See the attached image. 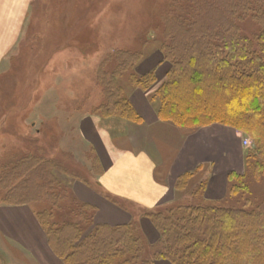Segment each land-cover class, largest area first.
<instances>
[{"label":"rangeland","instance_id":"1","mask_svg":"<svg viewBox=\"0 0 264 264\" xmlns=\"http://www.w3.org/2000/svg\"><path fill=\"white\" fill-rule=\"evenodd\" d=\"M262 14L264 0H35L23 40L0 70V205L28 203L50 232L61 230L60 236L70 237L72 229H62L72 226L78 244L88 237L92 247L108 244L104 264L147 260L150 254L143 251L112 258L116 249L137 248L139 241L133 243V236L148 242L136 228L130 233L113 227L95 231L94 210L74 192L76 181L93 183L101 172L97 157L81 139L80 119L94 114L106 121L138 123L124 117L121 102L130 100V92L138 86L134 80L142 77L138 62L156 51L164 55L163 49L172 47L175 37H184L178 19L215 30L225 19L230 33L253 40L259 49ZM164 59L171 69V60ZM158 76L145 89L156 98L168 78L160 84ZM101 106L109 116L103 117ZM241 133L242 178L232 180L223 200L206 204L256 213L264 204V156L250 133ZM146 136L140 130L136 138L143 142ZM204 179L203 169L180 191L196 194ZM197 202V197L195 202L184 198L174 206L186 209ZM183 212L175 209L173 214ZM132 225L137 227V222ZM0 264L32 263L0 238Z\"/></svg>","mask_w":264,"mask_h":264},{"label":"trees","instance_id":"2","mask_svg":"<svg viewBox=\"0 0 264 264\" xmlns=\"http://www.w3.org/2000/svg\"><path fill=\"white\" fill-rule=\"evenodd\" d=\"M199 14L201 8L197 9L196 18ZM225 21L218 23L215 30L201 28L198 21L193 27L194 21L178 19L177 26L184 32V37H175L172 47L163 49L164 57L171 60L172 67L167 73V81L157 91L158 99L151 98L159 102L161 120L191 128L213 123L234 127L250 133L259 146V153L264 156V30L259 38V49H255L253 40L230 33ZM227 24L233 22L228 20ZM155 81L152 72L134 80L143 89L147 88L146 83ZM123 100L124 117L140 123L142 118L130 100ZM100 108L103 117L109 116L103 114L102 106ZM193 175H182L177 189H183ZM240 178L242 176L237 173L229 175L230 183ZM202 185L201 182L200 189ZM174 203L146 214L160 233L158 242L149 244L141 237L133 236V243L139 241L137 248L116 249L112 258L143 251L150 257L140 264H153L156 259L169 260L173 264H264V204L255 213L202 201L186 209L181 205L174 206ZM18 204L28 203L12 205ZM175 209L184 212L175 215ZM36 216L52 249L66 263L87 264L84 259H88L94 261L91 264H104L108 244L98 243L99 246L94 244L92 247L86 242L91 237L78 244L75 228L64 226L63 231L69 228L76 235L62 237L59 235L61 230L50 232L37 213ZM106 227L109 226L96 225L95 231ZM134 228L137 229L131 224L112 230L123 229L130 233ZM85 244L89 246L83 251Z\"/></svg>","mask_w":264,"mask_h":264},{"label":"crops","instance_id":"3","mask_svg":"<svg viewBox=\"0 0 264 264\" xmlns=\"http://www.w3.org/2000/svg\"><path fill=\"white\" fill-rule=\"evenodd\" d=\"M34 2L0 0V70L23 40ZM137 67L142 76L153 71L156 82L161 75L160 84L170 70L160 51L143 57ZM129 99L142 118L140 123L106 121L94 114L81 117V139L97 157L101 172L95 182L76 181L73 189L77 198L94 210L95 224L115 228L137 222V230L149 244H155L160 233L146 216L148 212L184 198L215 202L227 196L229 175H241L244 170L243 134L219 123L185 129L161 120L158 100L138 86ZM128 126L131 128L126 129ZM140 130L148 135L143 142L136 138ZM203 169L207 179L196 194L177 189L182 175L194 173L195 179ZM0 238L32 264H66L52 249L30 204L0 205ZM153 264L173 263L156 259Z\"/></svg>","mask_w":264,"mask_h":264},{"label":"built area","instance_id":"4","mask_svg":"<svg viewBox=\"0 0 264 264\" xmlns=\"http://www.w3.org/2000/svg\"><path fill=\"white\" fill-rule=\"evenodd\" d=\"M244 143L247 144V140L246 139L244 140Z\"/></svg>","mask_w":264,"mask_h":264}]
</instances>
